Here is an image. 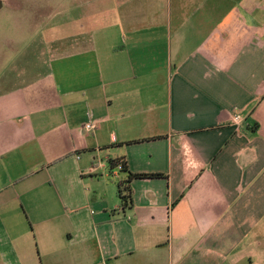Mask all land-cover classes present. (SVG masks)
Wrapping results in <instances>:
<instances>
[{"label": "crops", "instance_id": "0c3cea01", "mask_svg": "<svg viewBox=\"0 0 264 264\" xmlns=\"http://www.w3.org/2000/svg\"><path fill=\"white\" fill-rule=\"evenodd\" d=\"M53 1L0 94V264H264V0Z\"/></svg>", "mask_w": 264, "mask_h": 264}, {"label": "rangeland", "instance_id": "374dc122", "mask_svg": "<svg viewBox=\"0 0 264 264\" xmlns=\"http://www.w3.org/2000/svg\"><path fill=\"white\" fill-rule=\"evenodd\" d=\"M45 2L54 5L53 12H60V2L53 0H22L19 7L9 3L0 9V94L31 81L48 67L49 59L42 57L46 37H59L61 29L53 17L49 20L53 24L45 25L48 19L42 11L34 17L32 6ZM45 27L49 32L42 31ZM23 223L30 227L25 217Z\"/></svg>", "mask_w": 264, "mask_h": 264}, {"label": "trees", "instance_id": "16d2710c", "mask_svg": "<svg viewBox=\"0 0 264 264\" xmlns=\"http://www.w3.org/2000/svg\"><path fill=\"white\" fill-rule=\"evenodd\" d=\"M120 166H122V168H124L125 165L120 163ZM159 176L160 175H153V174H130L127 181L119 184L118 194H119V198H120L123 206H128V205L132 204V190L130 187L132 180L150 179V178H155V177H159Z\"/></svg>", "mask_w": 264, "mask_h": 264}, {"label": "built area", "instance_id": "2783aa9c", "mask_svg": "<svg viewBox=\"0 0 264 264\" xmlns=\"http://www.w3.org/2000/svg\"><path fill=\"white\" fill-rule=\"evenodd\" d=\"M233 124L237 127L240 128L243 124V117L240 114H235L232 118ZM99 121H93L91 123H88L85 125V129L88 131H95L98 127Z\"/></svg>", "mask_w": 264, "mask_h": 264}]
</instances>
